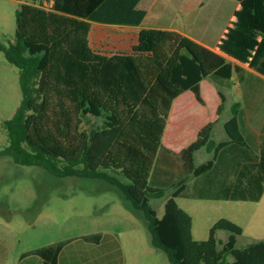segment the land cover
<instances>
[{"label":"trees","instance_id":"obj_1","mask_svg":"<svg viewBox=\"0 0 264 264\" xmlns=\"http://www.w3.org/2000/svg\"><path fill=\"white\" fill-rule=\"evenodd\" d=\"M139 2L33 0L19 5L14 40L1 49L19 69L21 100L3 121L7 144L0 156L57 177L96 178L117 186L143 211L151 244L171 264H264L263 239L237 247L243 228L225 217L212 224L206 239H195L192 216L177 202L192 177L214 166L222 147L247 146L237 103L224 121L225 140L213 139L214 122H209L181 150L186 176L167 187L149 184L176 97L191 90L203 101L200 82L212 74L230 77L237 63L264 74V0H239L213 49L175 30L143 27L129 51L95 50L90 44L92 22L140 25L146 10ZM222 110L220 104L217 113ZM203 147L210 157L196 164L194 154ZM257 155L264 176V147ZM158 197L166 198L160 217L150 204ZM219 230L229 233L225 241L218 238ZM102 236L78 237L98 243ZM75 238L25 251L21 257L36 254L42 264H57L62 248Z\"/></svg>","mask_w":264,"mask_h":264},{"label":"rangeland","instance_id":"obj_2","mask_svg":"<svg viewBox=\"0 0 264 264\" xmlns=\"http://www.w3.org/2000/svg\"><path fill=\"white\" fill-rule=\"evenodd\" d=\"M32 1L0 0V149L7 144L3 121L13 115L21 100L19 69L6 60L1 47L14 40L19 5ZM146 22L155 23L150 15ZM106 39L105 35L106 44L102 45L107 52L120 50L114 49ZM209 157L203 150L196 153L195 160L204 162ZM165 200V197L150 200L158 217L164 212ZM177 202L193 215L195 239H206L209 228L222 216L243 228L237 237V247L264 240V192L259 201H242L240 208L231 204L194 209L183 199ZM97 232L119 241L122 264H171L167 254L151 244L143 211L135 209L117 186L96 178L57 177L42 167L21 165L10 156H0V264H42L36 254L24 257L21 254L71 237L77 238L64 246L65 264H99L92 257H98L100 249L107 257L117 250L104 245L89 251L94 244L78 237ZM228 234L222 230L218 238L225 241ZM232 259L231 255L226 258L229 263Z\"/></svg>","mask_w":264,"mask_h":264},{"label":"crops","instance_id":"obj_3","mask_svg":"<svg viewBox=\"0 0 264 264\" xmlns=\"http://www.w3.org/2000/svg\"><path fill=\"white\" fill-rule=\"evenodd\" d=\"M238 1L140 0L138 7L146 10L140 25L92 22L90 44L97 51L109 53L102 45L106 35V41L114 49H120L116 51H129L136 43L141 28L154 27L175 30L213 49ZM149 15L155 23L146 22ZM200 95L203 101H199L191 90H186L174 99L149 184L167 187L186 176L187 172L179 158L181 150L193 142L199 129L209 122H214L213 139L225 140L224 121L230 116L232 105L237 103L238 124L247 146L229 143L222 147L214 166L192 177L177 199H183L189 208L194 209L223 208L231 204L240 208L242 201H259L264 192V176L257 155L264 147V74L253 67L237 63V68L228 78L212 74L203 79L200 82ZM220 104L223 110L218 114ZM203 150L207 152L203 147L195 152L194 158L196 153ZM184 209L193 219L190 210ZM90 244L95 247L89 251L94 248L99 250L104 245L117 250L116 254L107 257L101 254L100 249L99 256L92 257L93 262L122 264L118 252L120 243L109 234H103L100 242ZM65 256L63 247L57 264H65Z\"/></svg>","mask_w":264,"mask_h":264}]
</instances>
